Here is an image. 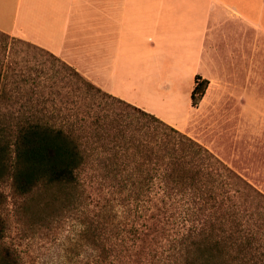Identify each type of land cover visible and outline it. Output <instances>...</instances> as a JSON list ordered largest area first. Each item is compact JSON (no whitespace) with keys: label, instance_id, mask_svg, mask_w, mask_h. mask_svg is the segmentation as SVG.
<instances>
[{"label":"trees","instance_id":"obj_1","mask_svg":"<svg viewBox=\"0 0 264 264\" xmlns=\"http://www.w3.org/2000/svg\"><path fill=\"white\" fill-rule=\"evenodd\" d=\"M195 83L197 107L210 81ZM0 185L20 213L59 196L60 219L80 227L70 263L264 264L262 191L187 133L1 31ZM6 232L0 215V264H26L2 245Z\"/></svg>","mask_w":264,"mask_h":264},{"label":"crops","instance_id":"obj_2","mask_svg":"<svg viewBox=\"0 0 264 264\" xmlns=\"http://www.w3.org/2000/svg\"><path fill=\"white\" fill-rule=\"evenodd\" d=\"M0 31L162 118L157 106H192L196 76L210 81L201 102L238 78L264 95V0H0Z\"/></svg>","mask_w":264,"mask_h":264},{"label":"rangeland","instance_id":"obj_3","mask_svg":"<svg viewBox=\"0 0 264 264\" xmlns=\"http://www.w3.org/2000/svg\"><path fill=\"white\" fill-rule=\"evenodd\" d=\"M232 37L235 40L237 35ZM233 47L235 58L227 64L232 69L237 65L239 70L238 44ZM254 78V91L250 93L243 91L249 83L238 78L218 87L216 93L197 107L184 105L182 99L157 107L165 117L159 118L208 147L264 193V95L258 92V77ZM0 194L3 200L0 215L7 226L3 246L18 249L26 264H74L69 262L68 248L75 244L73 240L80 227L74 220L60 219L56 200L59 196L55 200L50 193L36 196L27 201L25 211L20 213L8 185H0Z\"/></svg>","mask_w":264,"mask_h":264}]
</instances>
